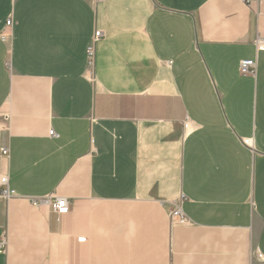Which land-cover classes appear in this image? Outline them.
I'll use <instances>...</instances> for the list:
<instances>
[{
	"label": "crops",
	"instance_id": "crops-1",
	"mask_svg": "<svg viewBox=\"0 0 264 264\" xmlns=\"http://www.w3.org/2000/svg\"><path fill=\"white\" fill-rule=\"evenodd\" d=\"M262 44L264 0H0V264H264Z\"/></svg>",
	"mask_w": 264,
	"mask_h": 264
},
{
	"label": "built area",
	"instance_id": "built-area-1",
	"mask_svg": "<svg viewBox=\"0 0 264 264\" xmlns=\"http://www.w3.org/2000/svg\"><path fill=\"white\" fill-rule=\"evenodd\" d=\"M12 22L11 20H7L5 23V32L2 33V36L5 39H8L10 37L9 30L11 29ZM103 37V33L101 31H95L93 34V37L91 39L90 44L88 45L86 49V71H85V77L90 83H94L93 78V66H94V60H95V45L97 42L101 40ZM258 44V42H257ZM259 50L264 51V44L258 45ZM239 72L243 76H255L256 73V61L253 60H245L241 61L239 64ZM185 130L188 128V124L185 123L184 125ZM50 138H57V135L53 130L49 132ZM248 145V143H247ZM3 154L7 155L8 150H3ZM5 179L2 180V183H5ZM10 193L5 190L1 192V196L3 198H9ZM13 196V195H11ZM27 201L35 208V209H41V208H49L54 214L59 216H64L69 213V205L70 202L66 198L59 197L56 195H51L48 197H42V198H28ZM169 217L171 219V222L173 224L184 222L185 217L181 209V201H174L170 203V210H169ZM80 242H84V239H79ZM5 246L4 240L0 242V253L3 251Z\"/></svg>",
	"mask_w": 264,
	"mask_h": 264
}]
</instances>
